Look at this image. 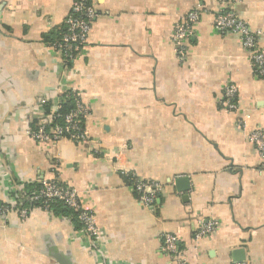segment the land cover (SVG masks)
Returning <instances> with one entry per match:
<instances>
[{
	"label": "crops",
	"instance_id": "1",
	"mask_svg": "<svg viewBox=\"0 0 264 264\" xmlns=\"http://www.w3.org/2000/svg\"><path fill=\"white\" fill-rule=\"evenodd\" d=\"M73 3L0 0V205L30 207L25 222L0 216V264H178L165 234L178 238L187 264H264V160L249 141L264 129V78L240 36L216 29L224 6L93 0L87 44L65 66L51 44ZM228 7L264 50V0ZM191 11L200 19L182 62L175 28ZM72 92L90 108L87 141L34 142L38 100ZM133 175L162 187L154 207L139 201ZM45 180L76 190L95 214L100 254L75 219L23 198ZM208 222L217 230L196 240Z\"/></svg>",
	"mask_w": 264,
	"mask_h": 264
},
{
	"label": "built area",
	"instance_id": "2",
	"mask_svg": "<svg viewBox=\"0 0 264 264\" xmlns=\"http://www.w3.org/2000/svg\"><path fill=\"white\" fill-rule=\"evenodd\" d=\"M224 6L222 11L215 18V27L221 33L237 34L240 36L242 46L249 52V58L255 66L256 72L264 78V50L257 47L258 34L253 32L249 25L241 20L238 15L228 7L230 0H216ZM97 14L94 9L93 0H74L71 13L62 30L61 38L52 43L51 47L58 51L63 64L68 66L87 44L93 22ZM200 19L198 11L189 12L181 20L174 34V43L179 59L184 62L187 58L185 44L193 36V26ZM67 94H72L75 99V108L62 113V104ZM60 96L54 104L49 100L39 99L34 106V111L39 119V124L34 130L28 132L29 137L37 143H59L70 141L74 144H81L87 141L88 134L85 130V119L90 114V108L82 101L78 92L67 93ZM238 90L230 86L225 92V105L230 110L237 108L236 97ZM54 105V106H53ZM53 108L51 111L46 108ZM249 141L257 148L259 155L264 160V129L255 130L249 135ZM134 190L139 201L152 208L161 194L162 187L159 184L146 182L133 175ZM30 204L51 212L50 205L53 202H60L69 209L74 216L70 218L80 225L82 232L90 239L92 247L100 254L101 247L98 246L99 230L95 214L84 209L79 202L77 191L62 185L57 181H42L40 187L30 191L22 192ZM16 212L21 220L25 222L30 215V207L24 203L9 201L0 205V216L7 217L10 213ZM52 213V212H51ZM216 222L201 224L196 234V240L213 234L217 230ZM163 249L174 262L187 264V258L179 247V240L172 234L163 236Z\"/></svg>",
	"mask_w": 264,
	"mask_h": 264
},
{
	"label": "trees",
	"instance_id": "3",
	"mask_svg": "<svg viewBox=\"0 0 264 264\" xmlns=\"http://www.w3.org/2000/svg\"><path fill=\"white\" fill-rule=\"evenodd\" d=\"M61 33H62V31H61ZM60 38L61 37H59V39ZM74 108H75V99L73 98L72 94H67L65 99H64V101H63L62 110L61 111H62V113L65 114V113H68V112L72 111ZM46 109L49 110V108H46ZM39 187H40V185H38L37 188H39ZM50 208H51V212L53 214H56V215H59V216H63V215H67V216L68 215L69 216L72 215V216H74L73 213L69 209L65 208L63 206V204L60 203V202L51 203Z\"/></svg>",
	"mask_w": 264,
	"mask_h": 264
},
{
	"label": "water",
	"instance_id": "4",
	"mask_svg": "<svg viewBox=\"0 0 264 264\" xmlns=\"http://www.w3.org/2000/svg\"><path fill=\"white\" fill-rule=\"evenodd\" d=\"M184 182L187 183V180L186 179H183V180H180L178 183L183 184Z\"/></svg>",
	"mask_w": 264,
	"mask_h": 264
}]
</instances>
